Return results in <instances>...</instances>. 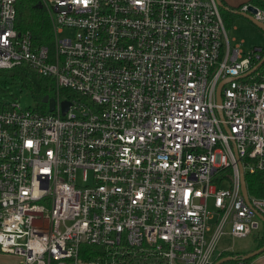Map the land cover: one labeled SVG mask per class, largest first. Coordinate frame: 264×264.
I'll return each mask as SVG.
<instances>
[{"label":"built area","instance_id":"built-area-1","mask_svg":"<svg viewBox=\"0 0 264 264\" xmlns=\"http://www.w3.org/2000/svg\"><path fill=\"white\" fill-rule=\"evenodd\" d=\"M17 1L0 0V70L56 93L52 112L0 103L1 254L213 264L222 236L264 227L244 181L264 172V47L231 46L214 0H38L50 48L15 27Z\"/></svg>","mask_w":264,"mask_h":264},{"label":"rangeland","instance_id":"rangeland-1","mask_svg":"<svg viewBox=\"0 0 264 264\" xmlns=\"http://www.w3.org/2000/svg\"><path fill=\"white\" fill-rule=\"evenodd\" d=\"M222 21L224 24L226 36L230 41L231 46L239 45L240 43L239 49L243 53H247L249 49L255 46L264 47V34L262 33L261 30H259L255 25H253L247 19L240 16H236L233 17L230 23H228L222 17ZM69 34L70 31L64 29L61 32H59L57 36L62 37ZM47 46L48 48L51 47V36H50V43ZM9 75L11 74L9 73L6 74V76ZM49 85H51V87L54 88V85L51 82H49ZM55 93L56 91L55 89H53L51 94L55 96ZM0 103L16 104L17 107L21 109L36 108V103L34 99L31 97L28 91L21 85L19 80L4 76H0ZM76 176H77V180H76L77 184L80 185L79 171L77 172ZM87 180H88L87 183L90 184L91 183L90 173L87 174ZM225 187H226L225 184L221 186L222 189ZM206 206L209 212H213L212 201L210 198L207 199ZM263 245H264L263 226L260 227V230L258 232H253L242 239H233L224 235L218 241L217 246L219 250L222 252L217 253L216 260L225 257L226 255L247 254L257 249L256 246L260 248ZM6 261L8 262V264H13L15 263L16 259L8 258ZM232 264H238V263L234 262ZM240 264H242V262H240Z\"/></svg>","mask_w":264,"mask_h":264},{"label":"trees","instance_id":"trees-1","mask_svg":"<svg viewBox=\"0 0 264 264\" xmlns=\"http://www.w3.org/2000/svg\"><path fill=\"white\" fill-rule=\"evenodd\" d=\"M221 1V0H220ZM258 3L255 0L250 2ZM37 0H18L16 4L15 27L18 30H27L32 36L35 45L47 46L50 43L51 27L49 19L43 8L37 7ZM223 4V3H222ZM224 5V4H223ZM262 8L264 9L263 5ZM219 8V7H218ZM220 15L226 22L232 21L236 13L229 8H219ZM48 47V46H47ZM9 73L11 75L6 76ZM0 76L17 79L21 85L28 91L36 103V110L45 111L44 104L41 103L43 96L52 97L53 88L48 80L40 78L36 73L26 65H20L9 70H0ZM244 181L250 194L256 197H264V172L254 175H245ZM258 248V246H256ZM238 256L244 254H237ZM235 256V255H226ZM254 259V258H253ZM252 259L242 261V264H248ZM234 261L223 264H232Z\"/></svg>","mask_w":264,"mask_h":264},{"label":"water","instance_id":"water-1","mask_svg":"<svg viewBox=\"0 0 264 264\" xmlns=\"http://www.w3.org/2000/svg\"><path fill=\"white\" fill-rule=\"evenodd\" d=\"M216 5L219 7V8H226L222 2L220 0H214ZM37 7L38 8H41V5L40 3L37 4ZM254 8L247 4L246 6V11L243 12V11H240V10H237L235 11V13L245 19H247L249 22H251L253 25H255L259 30L262 31V33L264 34V24L260 21H257L255 20L252 16H251V13H254ZM263 59H261L260 63L262 62ZM223 85V83H220L217 88H216V94H215V103L216 105L219 104V91H220V87ZM41 103L46 105L47 106V111L48 112H52L54 110V101L53 99L47 97V96H43L42 99H41ZM69 107V103L67 101H63L60 103V114L63 115L67 109ZM238 171H239V174H240V189H241V193H242V196L244 197V199H246V192H245V188H244V182H243V179H242V170L240 167H238ZM259 220L262 222V224L264 225V218L262 217H258ZM264 252V245L260 248H257L247 254H244V255H235V256H227V257H222V258H219L217 259L213 264H223L225 262H231V261H234V262H242V261H246V260H249V259H253L257 256H259L260 254H262Z\"/></svg>","mask_w":264,"mask_h":264},{"label":"crops","instance_id":"crops-1","mask_svg":"<svg viewBox=\"0 0 264 264\" xmlns=\"http://www.w3.org/2000/svg\"><path fill=\"white\" fill-rule=\"evenodd\" d=\"M255 1L259 2V4L258 3H254L252 1L250 2V0H221V2L224 4V6L226 8L234 10V12L237 11V10H240V7L243 4H248L249 3V4L256 5V6L260 7V8H262V6H260V5L264 6V0H255ZM236 16H239V15L236 14L235 17ZM230 22L231 21H229L228 23H230ZM8 258H10V257L0 253V264H7L8 262L6 260ZM248 264H264V252L262 254H260L259 256L255 257L254 259H252Z\"/></svg>","mask_w":264,"mask_h":264}]
</instances>
